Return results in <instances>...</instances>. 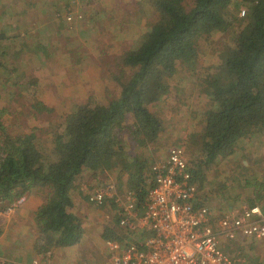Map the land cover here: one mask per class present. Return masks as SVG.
I'll return each instance as SVG.
<instances>
[{"label":"trees","instance_id":"16d2710c","mask_svg":"<svg viewBox=\"0 0 264 264\" xmlns=\"http://www.w3.org/2000/svg\"><path fill=\"white\" fill-rule=\"evenodd\" d=\"M146 2L144 14L154 12L158 17L153 23L147 22L148 31L141 45L125 57L120 71L113 74L120 87L116 99L105 103L94 98L72 112L66 132L53 143L49 155L40 148L34 129L17 135L0 133V202L6 203L2 208L37 188H45L37 221L54 236L57 248L83 239V219L70 210L74 207L76 180L86 169L96 173L100 169L119 171L118 180H125L124 185H119L120 191L132 192L137 209L144 210L153 185L150 171L156 160L128 153L125 134L129 131V137L144 148L158 142L165 126L151 103L171 92V79L183 66L191 72L200 67V39L239 29L225 44L215 71L205 74L200 83V92L212 108L206 112L202 129L191 135V142L202 152V159L189 163L194 181L203 184L204 166L211 167L218 158L232 155L240 142L258 134L264 138V0ZM71 4L66 0L63 12ZM240 10L244 11L242 17L238 15ZM6 39V33L1 31L0 58ZM3 62L0 59V69L6 67ZM33 81L23 87L36 98ZM34 100L35 109H45L42 101ZM3 114L4 110H0V130ZM130 165L136 169L129 170ZM201 188L198 186V192ZM262 199L264 195L257 193L250 205L264 207ZM197 201L198 207L206 206L199 193ZM111 203L116 209L117 205ZM118 220H114L116 228ZM115 234L116 230H109L103 237L122 238L121 231Z\"/></svg>","mask_w":264,"mask_h":264},{"label":"rangeland","instance_id":"374dc122","mask_svg":"<svg viewBox=\"0 0 264 264\" xmlns=\"http://www.w3.org/2000/svg\"><path fill=\"white\" fill-rule=\"evenodd\" d=\"M120 2L114 0L106 5L112 7ZM122 2L117 8V21L113 16L104 15L107 18L104 23L92 20L89 25L80 27L81 20L76 19L72 23L65 20L59 31L60 39H55L54 45H58L56 49L46 44L38 45L31 35L28 41L32 44L26 48V52L16 55L19 49L15 45L18 41L11 44H8V40L3 41L5 52L0 59L4 61L6 69H0V110H4L0 133L17 135L34 129L40 148L49 155L53 143L66 132L68 117L72 112L89 101L92 103L94 98L107 103L118 97L120 87L113 74L120 71L125 57L141 45L148 31L147 22L153 23L158 17L154 12L148 17L144 14L146 0ZM79 5L81 10L83 5ZM63 14L65 18L66 13ZM238 15L244 16L243 11L240 10ZM238 30L200 39V67L191 72L183 66V70L171 79V92L151 103L165 126L158 142L148 148L141 147L132 140L131 135L129 137L128 131L125 134L128 153L150 157L155 161L165 157L171 145L181 144L187 149L189 163L202 159V152L191 142V135L202 129L206 112L212 108V104L200 92L203 89L200 83L203 84L205 74L215 71L225 44ZM19 46L23 51L22 45ZM101 50L103 53H100ZM54 55L57 56L56 60ZM33 79L36 80L32 82L36 84L32 87L38 95L36 98L23 87L24 83ZM34 99L42 101L45 109H35L37 100ZM132 162L136 164L135 160ZM130 166L129 170L136 169ZM210 166H204L206 180L203 184L198 182V186H202L199 192L201 201L211 209L215 218L243 205H250L257 193L264 195V138L261 134L240 142L232 155L220 157ZM119 173L111 169H100L97 173L86 169L81 178L78 176V187L74 194L78 198L76 212L83 219L84 235L74 248L56 253L55 257L61 260L60 263L102 264L107 260L106 242L109 239H104L103 235L109 230H116L117 236L120 230L115 227L114 220L119 214L110 201L103 206L94 205L88 201L87 195L106 182L124 185V178L118 180ZM40 190L46 191L45 188ZM23 198L6 209L2 208L6 203L0 202V213L3 212L0 215V234L6 230L1 219L12 215L10 213ZM222 242L230 256L245 261V264H264V241Z\"/></svg>","mask_w":264,"mask_h":264},{"label":"built area","instance_id":"2783aa9c","mask_svg":"<svg viewBox=\"0 0 264 264\" xmlns=\"http://www.w3.org/2000/svg\"><path fill=\"white\" fill-rule=\"evenodd\" d=\"M69 1L65 20H83L80 0ZM150 174L153 185L143 211L137 209L134 194L122 193L116 182L88 193L94 205L113 201L119 214L122 238L107 240L108 258L102 264H245L230 256L222 241H264L263 206L243 205L215 218L210 208L196 205L198 185L184 145H171L166 156L152 164Z\"/></svg>","mask_w":264,"mask_h":264},{"label":"crops","instance_id":"0c3cea01","mask_svg":"<svg viewBox=\"0 0 264 264\" xmlns=\"http://www.w3.org/2000/svg\"><path fill=\"white\" fill-rule=\"evenodd\" d=\"M112 1L114 0H82V10L86 15L80 27H83V24L89 25L92 20L104 23L107 19L104 15L113 16L114 21H117L116 19H119L117 8L123 2L121 0L120 3L107 7L106 4ZM65 2V0H0V32L6 33L8 44L17 40L15 45L17 49H20V44L22 45L23 51L20 50L19 53L17 51L18 55L26 52V48L32 44L28 41L31 35L37 40L38 45L46 44L47 47L56 49L58 45H54L55 39H60L59 31L61 32V26L65 24L63 16ZM75 35L77 34H73ZM54 58L56 60L57 56L54 55ZM78 180L79 178L76 183ZM44 195V191L35 189L22 199L17 208H14V212L10 213L12 215L1 219L6 230L0 234V257L5 264H68L60 263L61 260L55 256L62 250L69 251L76 244L57 248L54 236L44 231L37 221L40 208L44 204ZM77 204L78 198L74 194V207L70 211L76 214Z\"/></svg>","mask_w":264,"mask_h":264}]
</instances>
